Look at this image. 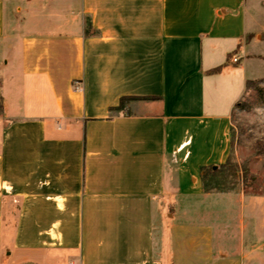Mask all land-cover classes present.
Wrapping results in <instances>:
<instances>
[{"label": "crops", "instance_id": "0c3cea01", "mask_svg": "<svg viewBox=\"0 0 264 264\" xmlns=\"http://www.w3.org/2000/svg\"><path fill=\"white\" fill-rule=\"evenodd\" d=\"M262 4L0 0V264H264V194L204 184Z\"/></svg>", "mask_w": 264, "mask_h": 264}, {"label": "rangeland", "instance_id": "374dc122", "mask_svg": "<svg viewBox=\"0 0 264 264\" xmlns=\"http://www.w3.org/2000/svg\"><path fill=\"white\" fill-rule=\"evenodd\" d=\"M262 1L258 10H250L259 25H264ZM241 102L242 105L232 112L229 160L214 171L206 170L204 184L206 189L213 191H230L244 186L246 192L264 194V78L255 80ZM8 225L13 227L14 223ZM26 257L21 254L17 259L1 264H24ZM70 259L53 258L47 264H69Z\"/></svg>", "mask_w": 264, "mask_h": 264}, {"label": "trees", "instance_id": "16d2710c", "mask_svg": "<svg viewBox=\"0 0 264 264\" xmlns=\"http://www.w3.org/2000/svg\"><path fill=\"white\" fill-rule=\"evenodd\" d=\"M254 82H255V80H250V81H248V83H247V89L250 88L251 85H252ZM126 99H132V98H122L121 103H120V105L118 106V108H122V107H123V105H124ZM241 105H242V102L240 101V102H238V103L236 104L235 108L238 107V106H241ZM210 170L212 171V169H210Z\"/></svg>", "mask_w": 264, "mask_h": 264}, {"label": "built area", "instance_id": "2783aa9c", "mask_svg": "<svg viewBox=\"0 0 264 264\" xmlns=\"http://www.w3.org/2000/svg\"><path fill=\"white\" fill-rule=\"evenodd\" d=\"M233 61H234V62H237V61H239V58H238V57H234V58H233ZM70 264H75V263L71 262Z\"/></svg>", "mask_w": 264, "mask_h": 264}, {"label": "water", "instance_id": "95a60500", "mask_svg": "<svg viewBox=\"0 0 264 264\" xmlns=\"http://www.w3.org/2000/svg\"><path fill=\"white\" fill-rule=\"evenodd\" d=\"M217 168H218V166H217V165L213 166V169H217Z\"/></svg>", "mask_w": 264, "mask_h": 264}]
</instances>
